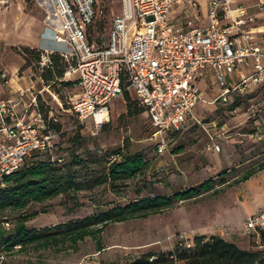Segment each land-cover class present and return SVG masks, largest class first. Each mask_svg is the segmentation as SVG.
Wrapping results in <instances>:
<instances>
[{
	"label": "rangeland",
	"instance_id": "rangeland-1",
	"mask_svg": "<svg viewBox=\"0 0 264 264\" xmlns=\"http://www.w3.org/2000/svg\"><path fill=\"white\" fill-rule=\"evenodd\" d=\"M104 1L108 7L101 22L106 30L122 4L121 0ZM51 6L43 0H0V68L13 77L18 74L20 84L36 92L46 87L39 78L41 68L36 58L25 54V48L40 50L38 42ZM197 84L202 97L193 109V120L162 155L155 151L156 140L147 113L128 116L126 97L112 102L109 121L97 130L93 123L86 128L78 126V121L65 113L66 97L74 93L72 90H59L54 84L46 89L44 96L62 123L60 146L55 152L58 157L68 160L73 149L82 156H99L101 152V157H108L121 149L130 154L142 153L150 162L149 170L145 178L120 187L119 194L104 185L74 197L60 196L32 204L21 212L0 214V221L8 220L11 228L21 214L38 212L27 225L42 230L92 215L98 201L103 207L124 205L137 198L133 188L140 183H146L159 196L206 182H212V190L176 202L173 208L148 218L111 224L98 242L87 238L76 251L30 247L20 251L18 247L5 253L0 248V264H124L148 252H168L178 243L192 244L201 235L221 236L241 249L264 251L257 235L246 229L248 218L264 211V169L241 182L244 175L264 164V86L251 84L240 97L230 95L222 101L217 100L222 89L213 86L212 79H201ZM131 98H136L133 92ZM77 132L82 140L74 144ZM211 139L220 145L219 153L206 150ZM91 170L99 173L103 168L93 166ZM99 244L104 248L101 252Z\"/></svg>",
	"mask_w": 264,
	"mask_h": 264
},
{
	"label": "built area",
	"instance_id": "built-area-1",
	"mask_svg": "<svg viewBox=\"0 0 264 264\" xmlns=\"http://www.w3.org/2000/svg\"><path fill=\"white\" fill-rule=\"evenodd\" d=\"M43 1L52 6L39 39L40 68L51 64L52 54L69 64L65 77L76 81L77 90L69 111L79 125L101 129L112 102L133 92L162 154L170 134L193 120L202 97L199 80L212 79L222 101L251 84L264 86V0H205L207 25L199 24L198 0H121L120 13L104 32L96 27L106 1ZM185 5L192 19L175 26L172 15ZM13 79L0 68V187L34 153H51L58 138L39 112L37 97L45 88L15 90ZM206 150L219 153L221 147L211 139ZM263 228L264 211L248 218L249 232Z\"/></svg>",
	"mask_w": 264,
	"mask_h": 264
},
{
	"label": "trees",
	"instance_id": "trees-1",
	"mask_svg": "<svg viewBox=\"0 0 264 264\" xmlns=\"http://www.w3.org/2000/svg\"><path fill=\"white\" fill-rule=\"evenodd\" d=\"M96 29L103 32L102 22L97 24ZM25 54L34 55L36 63L40 66L43 56L41 50L25 48ZM50 60L51 64L48 67L41 68L39 78L46 87L45 90L54 84L59 90L70 89L74 92L66 97V110H64L65 113L74 117L69 111L68 102L77 90L76 81L65 77L69 64L59 54L50 55ZM44 91L37 97L39 112L47 122L49 130L58 134V138L55 140L51 153H34L19 170L5 179L4 187H0V214L7 211L21 212L32 204H42L60 196L74 197L72 195L104 185L109 186L115 194H119L120 187L127 182L146 177L150 162L142 153L130 154L118 149L108 157H101V154L82 156L73 149L68 160L58 157L55 152L57 153L60 146L62 123L54 115V107L45 98ZM124 97H126L128 116L146 113V110L128 93ZM78 126L86 128L79 123ZM255 131L256 129L253 133ZM181 133L170 134L172 139L170 145ZM81 138L80 132H77L72 142L76 144L82 140ZM155 151L159 154L156 144ZM93 166L102 167L103 171L96 173L91 170ZM263 169L264 164L251 170L242 177L241 182L248 181ZM210 190H212V182H206L173 195L159 196L154 194L146 183H140L133 188L137 198L124 205L103 207L101 201H98L97 211L92 215L81 219H71L42 230L29 228L27 225L28 221L39 215L38 212L21 214L12 228L8 220L0 221V248L5 253H11L18 247L20 251L29 247L36 250L76 251L79 244L87 238L98 242L104 230L111 224L148 218L173 208L176 202L197 198ZM143 192H146L145 196ZM43 213L45 214L46 211ZM4 223H8L9 228H6ZM255 235L260 240V246H264V228ZM103 249L99 244L98 252ZM124 264H264V251L241 249L236 243L221 236L201 235L196 236L192 244L178 243L168 252H148L128 259Z\"/></svg>",
	"mask_w": 264,
	"mask_h": 264
},
{
	"label": "crops",
	"instance_id": "crops-1",
	"mask_svg": "<svg viewBox=\"0 0 264 264\" xmlns=\"http://www.w3.org/2000/svg\"><path fill=\"white\" fill-rule=\"evenodd\" d=\"M198 10L201 14V20H200L199 24L207 25L209 20L207 17V4H206L205 0H198ZM192 15H193V11L185 5L181 8L180 12H174L173 13V15H172L173 24L175 26L185 27L187 25L188 21H190L192 19ZM20 81H21L20 78L17 79L15 76L14 79L12 80L11 86L15 90L33 88L31 86H25V87L22 86L20 84Z\"/></svg>",
	"mask_w": 264,
	"mask_h": 264
}]
</instances>
